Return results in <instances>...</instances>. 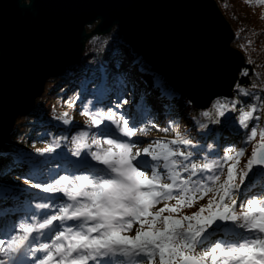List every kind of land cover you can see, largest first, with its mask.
Wrapping results in <instances>:
<instances>
[{
	"label": "snow or ice",
	"instance_id": "1",
	"mask_svg": "<svg viewBox=\"0 0 264 264\" xmlns=\"http://www.w3.org/2000/svg\"><path fill=\"white\" fill-rule=\"evenodd\" d=\"M212 107L219 117L236 111L227 100ZM257 110L254 104L241 111L239 125L248 129L259 120ZM84 115L88 130L72 137L71 155L87 174L73 171L32 185L60 194L59 203H36L25 222L0 224V264H264V127H251L245 143L256 142L241 168L244 148L197 163L192 151L178 147H195L179 133L141 148L139 137L148 130L134 118L111 108ZM68 116L63 113L66 124ZM244 188L257 191L244 198ZM217 232L223 237L209 243Z\"/></svg>",
	"mask_w": 264,
	"mask_h": 264
},
{
	"label": "trees",
	"instance_id": "2",
	"mask_svg": "<svg viewBox=\"0 0 264 264\" xmlns=\"http://www.w3.org/2000/svg\"><path fill=\"white\" fill-rule=\"evenodd\" d=\"M214 1L233 30L232 46L244 57V67L233 98L219 99L235 102L236 111L226 112L224 117L217 116L212 107L215 100L206 110L212 116L203 117L201 113L205 110L197 109L171 88L165 78L156 74L144 58L127 45L118 27L106 36H94L77 64L47 81L43 95L30 111L18 118L14 130L7 137L0 152V180L20 182L21 189L13 191L0 185V216L4 212H7L4 216L25 211L28 214L36 211V203L50 202V194L32 185L52 182L57 170L62 175L84 172L73 169V163L80 158L73 157L71 152L74 148L72 137L88 130L85 112L111 108L130 120L134 118L141 123L140 127L147 130L149 127L157 132L151 138L152 142L170 140L179 133L190 139L195 147H178L192 151V159L197 163L219 159L230 147L244 148L245 156L240 163V167H244L256 142L245 143L246 137L253 125L264 127V99H260L264 98V4H258L256 0H251V4L248 0ZM245 92L250 95H245ZM117 103L122 107L117 108ZM254 104L258 106L254 116L260 119L250 121L249 128L245 129L239 125L238 117L241 111L249 110ZM65 112L70 120L72 117L76 120L64 123ZM130 113L133 115L129 116ZM216 120L220 122L216 123ZM201 124L206 127L201 128ZM57 143L59 147L51 153L37 152V149ZM37 161L41 162L38 168ZM22 164L26 169L16 173ZM256 191L244 188V198ZM20 200L25 203L14 206ZM239 200L238 197V203ZM206 202L207 199L200 201ZM184 211L190 214L195 208ZM222 237L223 234L217 232L209 243Z\"/></svg>",
	"mask_w": 264,
	"mask_h": 264
},
{
	"label": "water",
	"instance_id": "3",
	"mask_svg": "<svg viewBox=\"0 0 264 264\" xmlns=\"http://www.w3.org/2000/svg\"><path fill=\"white\" fill-rule=\"evenodd\" d=\"M115 27L197 109L233 97L244 57L214 0H0V152L46 82Z\"/></svg>",
	"mask_w": 264,
	"mask_h": 264
},
{
	"label": "rangeland",
	"instance_id": "4",
	"mask_svg": "<svg viewBox=\"0 0 264 264\" xmlns=\"http://www.w3.org/2000/svg\"><path fill=\"white\" fill-rule=\"evenodd\" d=\"M95 26H96V23H95L93 26L88 27V28H87V31H88V32L92 31V30L95 28ZM132 115H133V113H130V114H129V116H132ZM75 120H76V119H75L74 117H72L71 121H75ZM139 124H141V123H140V122H137V126H138V127L141 126V125H139ZM148 131L150 132L149 135L147 134V135H145V136H140V137H139V139L142 141V143L139 145L141 148L146 147L149 143H151V142H152V141H151V140H152L151 138H153V137L155 136V134H157L156 131L151 130V128H149V127H148ZM189 151H190V150H189ZM94 164H95V163H94ZM25 169H26V166H25L24 164H22V165H20V166L17 167V169H16V173H22ZM59 175H62V174H61L60 171H59V172L57 171L55 176L58 177ZM57 177H55V178H57ZM55 178H54V179H55ZM0 183H2L3 185H9V186H13V187H15V186H21V183H20V182L12 183V182H5V181H3V180H0ZM57 196L59 197L60 194H57ZM58 199H59V198H58ZM57 203H59V200H58ZM160 206H162V205H158V207H160ZM69 223H71V222H69ZM130 234H134V233H130Z\"/></svg>",
	"mask_w": 264,
	"mask_h": 264
}]
</instances>
